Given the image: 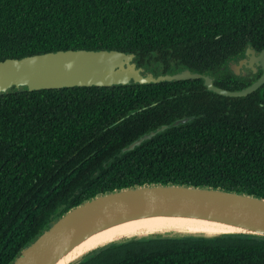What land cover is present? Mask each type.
I'll return each instance as SVG.
<instances>
[{
  "label": "trees",
  "instance_id": "16d2710c",
  "mask_svg": "<svg viewBox=\"0 0 264 264\" xmlns=\"http://www.w3.org/2000/svg\"><path fill=\"white\" fill-rule=\"evenodd\" d=\"M249 43L264 48V0H0V60L108 48L137 53L156 74H217ZM226 78L217 84L245 86ZM159 183L264 198V84L243 97L210 91L202 79L0 95V264L85 200ZM75 264H264V236L133 237Z\"/></svg>",
  "mask_w": 264,
  "mask_h": 264
},
{
  "label": "water",
  "instance_id": "95a60500",
  "mask_svg": "<svg viewBox=\"0 0 264 264\" xmlns=\"http://www.w3.org/2000/svg\"><path fill=\"white\" fill-rule=\"evenodd\" d=\"M247 68L255 72L261 69L263 73L250 85L230 90L216 85L210 75L190 68L156 74L139 64L135 52L108 48L60 49L0 60V95L12 88L23 90L27 87L34 91L201 78L210 91L224 96L243 97L264 84V48L258 50L251 43L248 44L244 57L239 65H234L233 71L245 75ZM188 120L179 118L150 130L125 146L122 153ZM150 216L204 219L240 229L224 234L264 236L263 197L210 186L145 184L101 193L72 207L41 231L10 264H56L63 255L95 232L127 220ZM86 254L70 264L77 263Z\"/></svg>",
  "mask_w": 264,
  "mask_h": 264
},
{
  "label": "bare ground",
  "instance_id": "6f19581e",
  "mask_svg": "<svg viewBox=\"0 0 264 264\" xmlns=\"http://www.w3.org/2000/svg\"><path fill=\"white\" fill-rule=\"evenodd\" d=\"M240 231L234 226L204 219L150 216L127 220L107 226L90 235L63 255L56 264H70L79 260L87 252L112 241L133 237H147L155 234L164 236L216 237L226 232Z\"/></svg>",
  "mask_w": 264,
  "mask_h": 264
},
{
  "label": "flooded vegetation",
  "instance_id": "af4514ba",
  "mask_svg": "<svg viewBox=\"0 0 264 264\" xmlns=\"http://www.w3.org/2000/svg\"><path fill=\"white\" fill-rule=\"evenodd\" d=\"M243 57H244V53H242L239 56H236V57L230 59L225 64V66L217 74H211V73H206V74H208V75H210L211 77L214 78V83L216 85H218L217 84V78L223 79V77L225 76V78L227 77L226 79H228V82L231 83V84H233V85H241V83H240L241 81L246 82L245 83V86H244V87H246V86L250 85L251 83H253L255 80H257L262 75L263 70L259 69L258 71L255 72L252 68H247V72H246L245 75L244 74H235L234 71H233V67H234L235 64L239 65V62H240V60ZM187 80H191V79H187ZM203 84H204V80H203ZM218 86H220V85H218ZM220 87H222V86H220ZM244 87H242V88H244ZM222 88H225V87H222ZM225 89H228V88H225ZM238 89H241V88H238ZM228 97H230V96H228ZM194 117H195V115L185 116L183 118H188L189 119L188 121H190Z\"/></svg>",
  "mask_w": 264,
  "mask_h": 264
}]
</instances>
